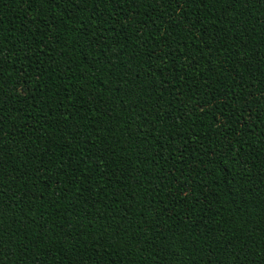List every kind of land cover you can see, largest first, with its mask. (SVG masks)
Returning <instances> with one entry per match:
<instances>
[{
  "label": "trees",
  "instance_id": "obj_1",
  "mask_svg": "<svg viewBox=\"0 0 264 264\" xmlns=\"http://www.w3.org/2000/svg\"><path fill=\"white\" fill-rule=\"evenodd\" d=\"M0 264H264V0H0Z\"/></svg>",
  "mask_w": 264,
  "mask_h": 264
}]
</instances>
